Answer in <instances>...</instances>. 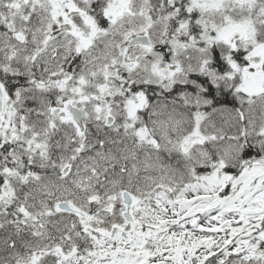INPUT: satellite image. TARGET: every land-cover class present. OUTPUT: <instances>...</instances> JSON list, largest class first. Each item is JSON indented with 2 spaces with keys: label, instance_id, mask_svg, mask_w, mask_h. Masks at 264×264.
I'll return each mask as SVG.
<instances>
[{
  "label": "snow or ice",
  "instance_id": "snow-or-ice-1",
  "mask_svg": "<svg viewBox=\"0 0 264 264\" xmlns=\"http://www.w3.org/2000/svg\"><path fill=\"white\" fill-rule=\"evenodd\" d=\"M0 264H264V0H0Z\"/></svg>",
  "mask_w": 264,
  "mask_h": 264
}]
</instances>
